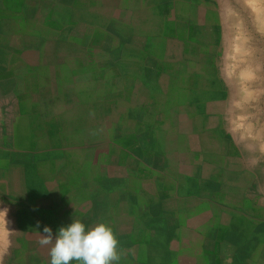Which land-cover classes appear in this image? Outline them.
Returning a JSON list of instances; mask_svg holds the SVG:
<instances>
[{
  "label": "rangeland",
  "instance_id": "rangeland-1",
  "mask_svg": "<svg viewBox=\"0 0 264 264\" xmlns=\"http://www.w3.org/2000/svg\"><path fill=\"white\" fill-rule=\"evenodd\" d=\"M195 1L194 28L159 6L131 38L98 26V0H0V210L16 231L0 264H49L38 232L73 218L112 227L118 264H204L211 239L219 257L237 241L241 206L261 220L242 253L264 259V13Z\"/></svg>",
  "mask_w": 264,
  "mask_h": 264
},
{
  "label": "crops",
  "instance_id": "crops-1",
  "mask_svg": "<svg viewBox=\"0 0 264 264\" xmlns=\"http://www.w3.org/2000/svg\"><path fill=\"white\" fill-rule=\"evenodd\" d=\"M175 1L176 0H169L165 2L163 0H134L133 4H135V11L130 17L127 18L130 20L121 21L119 16H117L116 6L111 4L107 5L105 1L98 0L97 10L99 11L100 17L103 19V22L99 23L98 26L104 27V31L110 33L109 37H121L125 34L128 36L130 35V37L132 38L137 33V31L133 29V25L138 24L137 22L132 21L134 18L147 17L148 15H150L151 10L155 11L151 14V16L155 18H165V16H167L165 13L162 14L161 12H158L159 6H162L164 11L166 9L168 10V8L173 10L174 6L176 12L173 11V13L169 14L168 17L172 19H177L179 26H189L194 28L195 21L191 24L192 13L190 12V10L194 9L195 11V9L198 7L199 9H204L205 6L200 5L201 3H197L195 0H177L176 2ZM196 5H198V7ZM120 27H124L126 31H122ZM110 28L115 29L116 33H114V35H111L112 31L110 30ZM244 201L249 202L250 200L246 197H242V202ZM237 210L239 211L237 218L243 219L242 222L244 224H247L248 226L243 225L242 227H238V230L241 232V234L235 236L237 239L236 242L229 239L230 235H227L226 239H224V242L220 244L223 247V254L226 255V257H224V255L222 254L219 257L218 254L214 252V241L213 239H211L209 241V250L204 252V257L206 258L203 259L205 262L204 264H264V259L259 257H246L242 253V251L245 249V239L247 234L251 235L254 238L256 237L258 239H261L260 233L258 231L259 229L254 227L260 226L261 220L259 217L256 216L255 213H252L251 210L246 208L245 206H241V210ZM231 237L233 236L231 235ZM157 246L158 248L160 247L161 250L164 249L163 245L158 244ZM200 250H203V248H200ZM200 254H203V252L200 251ZM182 255L185 257V253H183ZM195 258H197V253H192L187 256V259L185 258L186 260L180 258L174 259L169 264H193V260Z\"/></svg>",
  "mask_w": 264,
  "mask_h": 264
},
{
  "label": "clouds",
  "instance_id": "clouds-1",
  "mask_svg": "<svg viewBox=\"0 0 264 264\" xmlns=\"http://www.w3.org/2000/svg\"><path fill=\"white\" fill-rule=\"evenodd\" d=\"M8 208L0 210V258L10 245V236L15 230L9 227ZM40 222H37L39 228ZM39 233L38 243L49 248V264H118L121 253L118 240L110 225L97 223L86 230L81 220L73 218L66 226H60L55 233L49 226H44Z\"/></svg>",
  "mask_w": 264,
  "mask_h": 264
},
{
  "label": "bare ground",
  "instance_id": "bare-ground-1",
  "mask_svg": "<svg viewBox=\"0 0 264 264\" xmlns=\"http://www.w3.org/2000/svg\"><path fill=\"white\" fill-rule=\"evenodd\" d=\"M263 2H264V1H263ZM261 3H262V0H258L257 3H255L254 5H251L252 8H256V9H257V10H256L257 12H260V17L263 16V13H264V12H261V11H263V10H261V11L259 10V8L262 7V6H260ZM248 4H249V3H248ZM249 5H250V4H249ZM250 8H251V7H250ZM254 11H255V9H254ZM256 11H255V12H256ZM260 19H261V18H260ZM262 20H263V17H262ZM262 20H261V21H262ZM262 22H263V24H264V20H263ZM243 46H245V45H243ZM240 47H241V45L239 46V49H240ZM239 49H238V46H236V50L238 51ZM236 50H235V51H236ZM248 67H249V66H248ZM249 68H250V67H249ZM253 70H254V69H253ZM247 71H249V70H242V77H243V78H246L247 75H250ZM247 78H248V77H247ZM245 81H246V80H245ZM0 259H1V258H0Z\"/></svg>",
  "mask_w": 264,
  "mask_h": 264
},
{
  "label": "snow or ice",
  "instance_id": "snow-or-ice-1",
  "mask_svg": "<svg viewBox=\"0 0 264 264\" xmlns=\"http://www.w3.org/2000/svg\"><path fill=\"white\" fill-rule=\"evenodd\" d=\"M247 3H249L250 5H254L255 3L258 2V0H246Z\"/></svg>",
  "mask_w": 264,
  "mask_h": 264
}]
</instances>
